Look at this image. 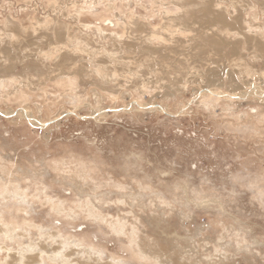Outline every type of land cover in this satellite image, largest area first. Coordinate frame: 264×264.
Wrapping results in <instances>:
<instances>
[{
  "label": "rangeland",
  "instance_id": "374dc122",
  "mask_svg": "<svg viewBox=\"0 0 264 264\" xmlns=\"http://www.w3.org/2000/svg\"><path fill=\"white\" fill-rule=\"evenodd\" d=\"M0 264H264V0H0Z\"/></svg>",
  "mask_w": 264,
  "mask_h": 264
}]
</instances>
